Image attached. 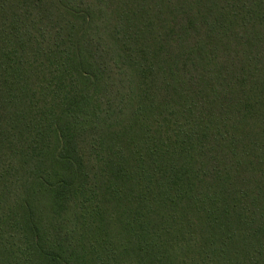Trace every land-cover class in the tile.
Wrapping results in <instances>:
<instances>
[{
  "label": "trees",
  "instance_id": "16d2710c",
  "mask_svg": "<svg viewBox=\"0 0 264 264\" xmlns=\"http://www.w3.org/2000/svg\"><path fill=\"white\" fill-rule=\"evenodd\" d=\"M0 264H264V0H0Z\"/></svg>",
  "mask_w": 264,
  "mask_h": 264
}]
</instances>
